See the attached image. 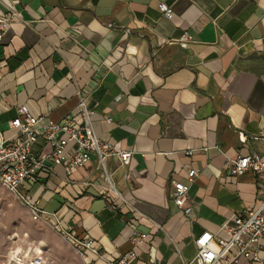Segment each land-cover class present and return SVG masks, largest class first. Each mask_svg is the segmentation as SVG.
<instances>
[{"label":"crops","instance_id":"crops-1","mask_svg":"<svg viewBox=\"0 0 264 264\" xmlns=\"http://www.w3.org/2000/svg\"><path fill=\"white\" fill-rule=\"evenodd\" d=\"M8 5L19 15L0 44V140L21 106L58 121L85 98L96 133L134 151L128 166L113 155L106 172L94 154L71 175L57 164L19 187L94 241L84 264L131 249L129 264H183L200 233L258 204L264 174L228 166L264 156V0H0V12ZM51 147L39 138L34 150ZM192 168L188 214L171 194ZM260 256L238 264H264V235Z\"/></svg>","mask_w":264,"mask_h":264},{"label":"built area","instance_id":"built-area-1","mask_svg":"<svg viewBox=\"0 0 264 264\" xmlns=\"http://www.w3.org/2000/svg\"><path fill=\"white\" fill-rule=\"evenodd\" d=\"M158 6L166 16L173 14L172 7L166 2L161 1ZM18 15V10L13 5H8L7 10L0 12V44ZM191 38L190 35L185 37ZM91 114L85 98L80 99L76 111L58 121H42L27 107L21 106L18 115L10 122L11 127L15 129L14 134L0 140V182L20 197L34 219L49 220L80 254L88 249L98 252L94 241L88 236H76L73 229L61 223L56 213L42 209L38 199L20 191L19 187L26 180H33L38 170L42 168L52 170L57 164L64 165L68 175H71L91 161L94 154L106 172V159L113 155L119 156L123 165H130L134 151L117 148L100 137L95 131ZM39 138L52 144L50 151L34 150ZM186 154L190 155L192 151L188 150ZM228 170L232 175L252 171L255 175L261 176L264 174V156L260 153L239 154L231 160ZM200 172V168L189 169L188 182L173 180L172 200L188 214L192 211V206L188 204L190 186ZM263 235L264 196L255 207L224 221L217 231L206 230L200 233L195 239L197 246L195 256L183 264H238L241 257L260 260ZM145 237L147 233L135 235L134 246L136 247ZM135 255V249H131L117 259L105 260L106 264H129ZM3 264H50V260L44 244L20 238L8 249Z\"/></svg>","mask_w":264,"mask_h":264},{"label":"rangeland","instance_id":"rangeland-1","mask_svg":"<svg viewBox=\"0 0 264 264\" xmlns=\"http://www.w3.org/2000/svg\"><path fill=\"white\" fill-rule=\"evenodd\" d=\"M20 238L44 244L50 264H84L76 249L49 220L34 219L20 197L0 182V264Z\"/></svg>","mask_w":264,"mask_h":264}]
</instances>
